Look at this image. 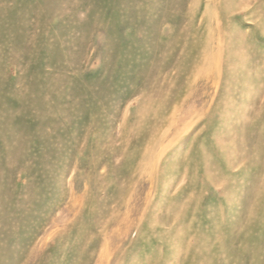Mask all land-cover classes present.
<instances>
[{
	"label": "rangeland",
	"instance_id": "374dc122",
	"mask_svg": "<svg viewBox=\"0 0 264 264\" xmlns=\"http://www.w3.org/2000/svg\"><path fill=\"white\" fill-rule=\"evenodd\" d=\"M0 264H264V0H0Z\"/></svg>",
	"mask_w": 264,
	"mask_h": 264
}]
</instances>
